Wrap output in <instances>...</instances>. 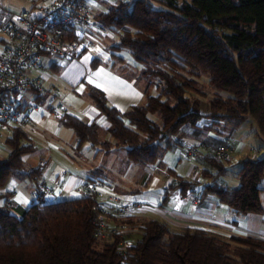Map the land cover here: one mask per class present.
<instances>
[{
	"label": "trees",
	"instance_id": "1",
	"mask_svg": "<svg viewBox=\"0 0 264 264\" xmlns=\"http://www.w3.org/2000/svg\"><path fill=\"white\" fill-rule=\"evenodd\" d=\"M94 17L103 29L118 36L111 47L129 51L141 67V77L158 80L159 93H150V81L145 103L121 112L108 103L102 90L89 87L88 96L110 123L107 131L114 143L101 141L97 122L87 123L63 110L61 124L75 132L77 148L89 143L109 153L115 147L125 150L135 164H154L169 138L183 148L175 136L187 141L179 132L203 116L213 119L211 127L252 118L264 139V0H118ZM96 61L93 59L92 66ZM202 75L224 93L216 92L206 113L201 111L199 98L206 92L196 79ZM4 143L9 153L0 156V189L13 176L35 177L43 171L39 167L23 170L24 155L33 153L36 146L22 127H15ZM189 143L197 147V157L192 159L197 160L201 144ZM227 143L232 148L226 138L216 141L213 153L206 156L216 170L205 167L201 176L210 182L176 175L174 186L180 188L183 198L188 189L195 188L199 203L214 194L237 215L262 214L264 156L239 160V184L224 185L221 175L227 172L226 162L214 152ZM1 195L0 264H264L263 236L225 238L199 228L174 230L166 220L151 218L141 222L134 239L124 230L99 237V200L94 196L34 199L27 208L16 211L6 201L1 204ZM135 214L118 221L123 226L132 224ZM121 238L132 244L126 251L119 249Z\"/></svg>",
	"mask_w": 264,
	"mask_h": 264
},
{
	"label": "crops",
	"instance_id": "2",
	"mask_svg": "<svg viewBox=\"0 0 264 264\" xmlns=\"http://www.w3.org/2000/svg\"><path fill=\"white\" fill-rule=\"evenodd\" d=\"M97 35L96 32L92 33L89 38L92 43L89 47L77 57L68 59L81 60L87 56L86 73L88 77L90 76L89 83L85 84L87 92H80L79 97L71 101L73 103L71 107L76 110L75 115L87 123L97 122L99 124L101 141L107 140L114 143V139L107 131L110 123L88 96L89 87L94 86L102 90L108 103L124 112L133 105L145 103V89L151 80L140 76L141 67L134 63L131 55L129 56L131 65L114 63L110 69L102 65V58L86 55L97 41ZM93 59H97L96 66H92ZM57 69L56 62H51L48 66H44L41 73H37V76H41L43 85L50 80V72ZM80 80L83 81L82 78ZM44 91L38 92L36 97L43 106L34 105L26 95L22 97V103L27 108L28 115L27 123L22 126V129L36 146V150L30 156V162L34 167L30 166L29 170L38 167V162L43 157L47 158V163L40 174L30 177L33 183L21 182V179L28 177L13 176L7 186L0 189L2 203L8 202L16 211L27 208L34 201L42 183L52 188L51 200L77 197L82 195L79 187L84 180L101 177L107 181L109 190L124 196L129 201L140 200L145 204L143 209L131 217L133 223L123 226V230L132 236L131 239L140 233L141 222L151 218L166 220L174 230L190 227L203 229L225 238L232 235L264 237V212L261 215L262 224L259 226V221L250 217L253 216L252 213L237 215L228 205L220 202L214 194L208 195L200 203L195 204L185 200L180 188L174 186L177 183L176 175L185 179H198L203 184L211 181L210 178H203L200 175L205 167H211L215 172L216 169L208 162L206 156L213 153L214 143L221 138L230 141L233 148L232 156L236 153L239 160L252 155L256 156L261 150L257 145L259 135L257 127H253L254 122L250 119L241 124L223 122L221 127H211L209 123H202V119L195 125H187L179 134L189 142L201 144L197 162L183 159L182 148L173 145V138H169L167 143L171 145L167 146V143H164L160 157L154 163L157 168L151 169L158 173L152 174L151 170L147 169V165H138L139 167L135 169L133 165L135 163L127 158L126 151L123 149L114 147L111 152L106 153L100 145L93 147L89 143L77 148L75 132L61 124L60 116L63 110L60 111V107H54L51 102L46 103L45 98L42 97ZM60 105H64V110H67V105L62 99ZM246 122L251 125V133L248 134L245 128H241ZM8 153L1 150L0 156H6ZM89 157L92 158L91 161ZM239 167V162L235 171L227 167L225 174L233 172L234 180L238 181L236 174ZM222 181L225 183L223 179ZM235 183L226 185L239 184V182ZM141 186L145 187V191ZM262 187L264 189V186ZM133 193L139 194L135 196ZM262 199L264 204V190ZM22 201H27V203ZM249 219L250 221L255 220V224H251ZM113 221L115 224L119 223L116 219Z\"/></svg>",
	"mask_w": 264,
	"mask_h": 264
},
{
	"label": "built area",
	"instance_id": "3",
	"mask_svg": "<svg viewBox=\"0 0 264 264\" xmlns=\"http://www.w3.org/2000/svg\"><path fill=\"white\" fill-rule=\"evenodd\" d=\"M24 5L19 10L8 8L0 0V32L4 33L0 49V151L9 152L4 142L15 127L27 123V108L22 97L31 90L43 91L41 73L45 57L72 59L77 57L92 43L89 39L94 32H104L94 17V9L88 0H22ZM183 156L188 159L197 157L194 144L180 139ZM232 148L223 144L215 149V156L224 162L232 158ZM47 158L38 162L43 170ZM52 188L43 184L35 200H50ZM81 194L91 195L99 200L96 213L99 237L121 234L123 225L115 224L114 219L127 218L144 207L142 201H129L109 190L107 181L86 179L80 187ZM185 200L199 203L198 190L190 188L184 195ZM1 204L2 201H1ZM132 244L120 239L119 249L126 251Z\"/></svg>",
	"mask_w": 264,
	"mask_h": 264
},
{
	"label": "rangeland",
	"instance_id": "4",
	"mask_svg": "<svg viewBox=\"0 0 264 264\" xmlns=\"http://www.w3.org/2000/svg\"><path fill=\"white\" fill-rule=\"evenodd\" d=\"M154 1V0H153ZM182 1H187L191 2L192 0H182ZM3 4L6 5L8 8H11L13 10H19L23 7L24 2L22 0H2ZM90 6L94 9L95 12L103 11L105 10L108 5L115 3V0H88ZM155 6L158 7L159 3L154 2ZM1 38H7V36L4 33L0 32V39ZM118 39V36L110 31V30H105L104 32L100 33L97 35V41H95V44L91 46V48L87 51L86 55H92L93 57H100L103 60V66L107 67L110 69L112 68V65L116 63L117 65H125L129 66L131 65V61L129 60V56L131 55L129 51L127 50H117L112 48L111 46L116 43ZM2 48V43L0 42V49ZM87 57V56H86ZM128 58V59H127ZM120 59H123V61H120ZM87 60L85 57L81 60H68L65 58H58V57H45L42 60L43 66H48L51 62H56L58 65V69L56 71H51V78L50 80L43 85L44 92H42V97L45 98L46 103H52L54 107H60V111L64 110L65 106L60 105L61 104V99L64 101V103L67 105V111L76 113V110L74 107H71L73 104L71 101L73 99H77L79 96L80 92H87V84L90 81V76L88 77V74L86 73V63ZM135 61V60H133ZM134 63H137L136 61ZM139 65V64H137ZM140 66V65H139ZM82 78L83 81L80 79ZM196 79L199 81V83L204 86L206 95L200 96L199 98L201 99L202 106H201V111L206 113L207 112V105L208 101L212 99L215 95L216 92L224 94L221 91H218L214 89L209 83H208V77L207 75H202L200 78L196 77ZM153 82L152 85L150 86V93L151 94H158L159 89H158V80L157 79H151ZM87 83V84H86ZM86 84V85H85ZM57 87L59 90H56ZM26 96L31 99L33 104H39L40 106H43L41 104L40 100L36 99L38 96V91L36 90H31L29 91ZM158 118V115L156 116ZM251 121L254 122L252 118H249ZM159 121V119H158ZM213 119L208 116H203L202 118V123H209L211 124ZM253 127L256 126V122H254ZM241 128H245L248 133H251V125L250 123L246 122L241 126ZM253 129V128H252ZM258 129V128H257ZM108 138H110V135H108ZM6 144L4 143V146ZM258 147L261 149L260 152L256 155L257 157H263L264 156V139H262L259 136V143H257ZM96 152L93 151V154ZM233 154V153H232ZM179 155V154H178ZM30 156L31 153L25 154L24 159L26 161V166L23 170H29L30 166L34 167L33 164L30 162ZM183 156V155H182ZM184 157V156H183ZM92 158L89 157V160L91 161ZM183 159H186L185 157ZM239 158L238 156L235 155L232 156L231 162L228 163L226 162L225 165L231 170L235 171V168L237 166V163ZM193 161V160H190ZM196 161V160H194ZM197 162V161H196ZM135 169L136 167H139V164H133ZM147 169L150 171L153 168H157L156 164H150L146 166ZM152 167V168H151ZM152 174H157L158 172L151 170ZM234 175L233 172H230L229 174L221 175V179L225 181L223 183L224 185L230 184L233 182H238L234 180ZM201 177V175H200ZM22 183H33L32 178H24L21 179ZM228 182V183H227ZM235 183V184H236ZM264 186V183L262 184ZM143 190L145 191V187L141 186ZM139 193H133V195H137ZM124 197V196H123ZM250 217H253V219H257V222L259 221V226L262 224L261 219H262V214H255L252 213ZM259 219V220H258ZM249 222L251 224H255V220L249 219ZM102 243V242H101ZM103 244V243H102ZM101 244V245H102Z\"/></svg>",
	"mask_w": 264,
	"mask_h": 264
},
{
	"label": "snow or ice",
	"instance_id": "5",
	"mask_svg": "<svg viewBox=\"0 0 264 264\" xmlns=\"http://www.w3.org/2000/svg\"><path fill=\"white\" fill-rule=\"evenodd\" d=\"M86 59H87V57H86ZM97 86H99V85H97ZM22 202L27 203V201H22Z\"/></svg>",
	"mask_w": 264,
	"mask_h": 264
}]
</instances>
